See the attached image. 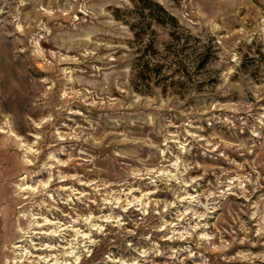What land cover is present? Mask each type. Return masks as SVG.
<instances>
[{
  "label": "rangeland",
  "instance_id": "374dc122",
  "mask_svg": "<svg viewBox=\"0 0 264 264\" xmlns=\"http://www.w3.org/2000/svg\"><path fill=\"white\" fill-rule=\"evenodd\" d=\"M0 264H264V0H0Z\"/></svg>",
  "mask_w": 264,
  "mask_h": 264
}]
</instances>
